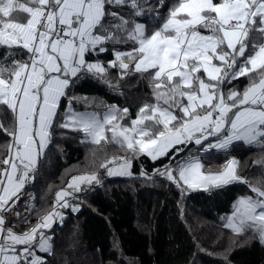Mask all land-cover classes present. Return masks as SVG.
Wrapping results in <instances>:
<instances>
[{
    "label": "snow or ice",
    "instance_id": "snow-or-ice-1",
    "mask_svg": "<svg viewBox=\"0 0 264 264\" xmlns=\"http://www.w3.org/2000/svg\"><path fill=\"white\" fill-rule=\"evenodd\" d=\"M0 49V111L12 117L0 124V264H49L57 222L105 175L159 177L182 197L243 184L220 226L264 245V155L253 180L227 154L237 142L264 151V0H0ZM86 75L113 91L132 77L148 92L133 115L75 95ZM69 133L88 148V165L65 169L51 204L17 213L22 229L9 226L54 136ZM211 149L226 156L216 172L198 155Z\"/></svg>",
    "mask_w": 264,
    "mask_h": 264
},
{
    "label": "trees",
    "instance_id": "trees-1",
    "mask_svg": "<svg viewBox=\"0 0 264 264\" xmlns=\"http://www.w3.org/2000/svg\"><path fill=\"white\" fill-rule=\"evenodd\" d=\"M144 22L150 25L151 20L145 16ZM110 56L109 51L101 54V59ZM240 80L242 88L247 80ZM73 92L105 104L126 106L134 115L148 88L146 82L129 77L121 81L119 91H113L86 75L76 83ZM73 103L78 110L86 107ZM91 108L103 111L96 105ZM11 120L10 112L0 111V124L10 126ZM7 139L0 129V145H5V151ZM87 154L88 148L75 133L55 135L35 180L26 186L24 196L32 195V207L39 210L50 205L57 186L68 178L65 169L84 168L90 161ZM227 154L238 159L241 175L253 180L261 178L260 166L252 164L253 159L264 155L259 146L237 142ZM198 155L204 165L219 166L226 158L223 151L212 149ZM142 162L150 173L151 161ZM140 163L133 162L136 173ZM245 191V185H234L211 191L193 190L182 197L174 186L159 177L155 183H145L103 176L101 185L81 194L78 213L65 210L63 223L57 222L55 226L54 251L46 259L49 264H264V245L243 235L234 239L229 230L220 226L232 201ZM35 218L32 215L31 219Z\"/></svg>",
    "mask_w": 264,
    "mask_h": 264
},
{
    "label": "rangeland",
    "instance_id": "rangeland-1",
    "mask_svg": "<svg viewBox=\"0 0 264 264\" xmlns=\"http://www.w3.org/2000/svg\"><path fill=\"white\" fill-rule=\"evenodd\" d=\"M82 111V110H81ZM102 112V111H101ZM212 150H215V149H212ZM206 168L209 167V168H213L212 170H215L216 167H219L217 165H204ZM216 172V170H215ZM106 179H112V178H121V177H108V176H104ZM31 199V200H30ZM21 202H18V204L16 205V208L19 207L21 208V211H18L16 209V212H13V216L11 217L10 219V224L13 225V223H15L16 221V218H17V213L22 214L23 216H26L27 213H28V209L29 207H32L33 206V197L32 195H26V196H23L21 198ZM20 229V227H18Z\"/></svg>",
    "mask_w": 264,
    "mask_h": 264
},
{
    "label": "crops",
    "instance_id": "crops-1",
    "mask_svg": "<svg viewBox=\"0 0 264 264\" xmlns=\"http://www.w3.org/2000/svg\"><path fill=\"white\" fill-rule=\"evenodd\" d=\"M212 169H213V168H209V167H207V168L205 167V168H204L205 171L215 172V170H216V171L219 170V167H216L215 170H212ZM200 190H203V189H200ZM30 200H31V199H30ZM21 201H22V200H21ZM16 209L18 210V208H16ZM28 215H29V212L27 213L26 216H28ZM12 216H13V213L8 217L9 222H10V219H11ZM26 216H23L22 214L19 215L20 218H24V217H26ZM16 220H17V218H16ZM31 220L34 221V219H31ZM9 226L20 227V228H21V227H24L25 225H24L23 223H18V224H17V223H13V225H11V224L9 223Z\"/></svg>",
    "mask_w": 264,
    "mask_h": 264
},
{
    "label": "built area",
    "instance_id": "built-area-1",
    "mask_svg": "<svg viewBox=\"0 0 264 264\" xmlns=\"http://www.w3.org/2000/svg\"><path fill=\"white\" fill-rule=\"evenodd\" d=\"M234 185H243V184H239V183H234V184H231V185H229V186H227V187H224V188H220V189H225V188H228V187H231V186H234ZM219 190V189H218Z\"/></svg>",
    "mask_w": 264,
    "mask_h": 264
},
{
    "label": "clouds",
    "instance_id": "clouds-1",
    "mask_svg": "<svg viewBox=\"0 0 264 264\" xmlns=\"http://www.w3.org/2000/svg\"><path fill=\"white\" fill-rule=\"evenodd\" d=\"M242 186V185H241Z\"/></svg>",
    "mask_w": 264,
    "mask_h": 264
}]
</instances>
